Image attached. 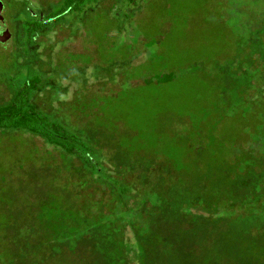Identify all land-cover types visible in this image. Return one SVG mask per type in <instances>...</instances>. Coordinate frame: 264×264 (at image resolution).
<instances>
[{
	"label": "trees",
	"instance_id": "obj_1",
	"mask_svg": "<svg viewBox=\"0 0 264 264\" xmlns=\"http://www.w3.org/2000/svg\"><path fill=\"white\" fill-rule=\"evenodd\" d=\"M93 1L54 0L41 14L30 0L3 6L24 9L23 33L14 38L23 52L40 41L37 32H60L68 14ZM62 72L46 78L28 69L5 85L0 141L15 139L18 154L6 162L10 181L0 185L29 187L32 195L0 199V264H264V74L262 83L220 86L218 120L236 122L214 123L186 141L193 151L179 165L122 141L118 126L83 125V84L70 101L56 99L62 80L72 79ZM174 79L164 73L157 82ZM30 165L42 172H20Z\"/></svg>",
	"mask_w": 264,
	"mask_h": 264
},
{
	"label": "rangeland",
	"instance_id": "obj_2",
	"mask_svg": "<svg viewBox=\"0 0 264 264\" xmlns=\"http://www.w3.org/2000/svg\"><path fill=\"white\" fill-rule=\"evenodd\" d=\"M53 3L30 0L37 14ZM3 4L0 0V103L10 96L5 85L19 83L28 69L46 78L63 71L60 77L75 81L64 78V93L56 92V99L70 101L83 84V125L118 126L126 131L122 141L169 155L179 165L184 153L193 151L186 141L212 131L214 123L226 128L236 122L218 120L221 85L232 90L231 82L244 79L246 86L248 78L262 83L264 0H96L68 14L60 32H37L40 41L22 45L23 52L14 38L23 33L24 9ZM170 72L174 80L157 82ZM15 141H0L1 184L10 181L4 178L12 172L6 162L18 154ZM36 141L42 149V140ZM38 163L45 167L48 158ZM20 170L42 172L32 165ZM11 185H0V199L32 195L29 187Z\"/></svg>",
	"mask_w": 264,
	"mask_h": 264
},
{
	"label": "water",
	"instance_id": "obj_3",
	"mask_svg": "<svg viewBox=\"0 0 264 264\" xmlns=\"http://www.w3.org/2000/svg\"><path fill=\"white\" fill-rule=\"evenodd\" d=\"M0 9H1V7H0ZM0 13H1V10H0Z\"/></svg>",
	"mask_w": 264,
	"mask_h": 264
}]
</instances>
